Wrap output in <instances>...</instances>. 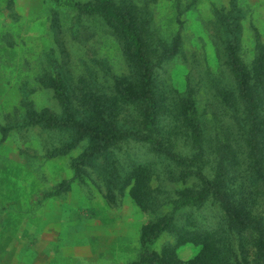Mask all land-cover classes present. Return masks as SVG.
<instances>
[{
	"label": "rangeland",
	"instance_id": "374dc122",
	"mask_svg": "<svg viewBox=\"0 0 264 264\" xmlns=\"http://www.w3.org/2000/svg\"><path fill=\"white\" fill-rule=\"evenodd\" d=\"M76 1L85 0H0V264H141L144 250L190 262L202 245L183 242L170 231L148 245L141 238L145 225L172 211V199L186 186L172 180L169 170L165 172L169 164L168 169L179 173L173 162L160 161L144 143L126 141L113 155L118 173L105 154H97L81 163L82 176L71 181L70 188L49 196L50 189L73 177V160L93 145L83 140L68 154L51 156L68 138L67 132L24 122L9 124L20 108L21 87L29 90L37 109L62 111L53 89L41 83L50 61L54 66L58 58L62 60L77 80L94 70L103 92L110 91L111 81L100 61L109 62L115 73L130 72L122 43L112 29L98 17L77 15L69 6ZM180 1L182 9L177 8V0H133L153 17L151 44L158 45L160 39L175 42L182 26L183 42L159 70L162 80L179 90L193 85L201 111L208 115L214 111L221 121L224 115L215 105L212 82L223 87L230 77L218 56L217 12L227 11L230 0ZM236 4L242 14V60L251 71L257 40L264 42V0H236ZM212 131L216 133L215 128ZM206 155L212 170L216 153L210 148ZM138 164L154 167L153 186L158 200L165 203L158 213L146 210L133 197L134 182L125 183ZM114 175L119 178L111 193ZM176 214L178 223L190 229L225 227L222 209L211 202ZM230 236L236 252L233 264H251L254 249L247 262L239 239Z\"/></svg>",
	"mask_w": 264,
	"mask_h": 264
},
{
	"label": "trees",
	"instance_id": "16d2710c",
	"mask_svg": "<svg viewBox=\"0 0 264 264\" xmlns=\"http://www.w3.org/2000/svg\"><path fill=\"white\" fill-rule=\"evenodd\" d=\"M236 5V0H230L227 11L217 12L218 56L230 77L223 87L212 82L215 105L224 115L221 121L214 111L211 115L201 111L193 85L189 83L185 90H179L162 80L159 70L183 42L182 26L175 42L160 39L158 45L151 44L153 17L133 0L69 3L79 16L100 18L122 43L129 73H115L109 62L100 61L104 75L111 81L109 92L100 89L94 70L77 80L59 58L54 66L50 61L40 78L42 86L53 89L62 107L60 113L37 109L29 90L20 88V108L9 124L24 122L67 132L68 138L51 151V156L68 154L83 140L93 145L73 160V177L50 189L49 196L70 188L71 181L82 176L81 163L97 154H105L118 173L113 155L126 141L144 143L160 161L173 162V168L179 169L177 173L176 169H168L169 164L165 166L172 180L186 186L172 199V211L158 214L154 222L145 225L141 238L148 245L170 231L183 242L202 245V249L186 263L174 255L144 250L141 264H233L236 252L230 234L239 239L244 260L249 262L253 248L251 264H264V42L257 40L250 71L242 60V14ZM181 6L177 0V8ZM56 21L61 27L60 18ZM210 148L217 157L212 170L208 169L206 155ZM155 173L151 164H138L127 174L125 183L134 182L133 197L146 210L158 213L165 203L158 200V189L153 186ZM114 176L109 183L111 193L119 178ZM210 202L222 209L225 227L190 229L178 223L179 210Z\"/></svg>",
	"mask_w": 264,
	"mask_h": 264
}]
</instances>
